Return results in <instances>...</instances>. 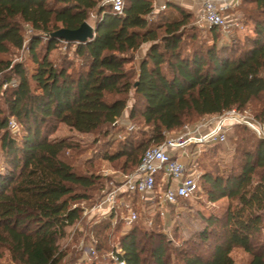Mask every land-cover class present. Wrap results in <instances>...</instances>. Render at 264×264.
I'll use <instances>...</instances> for the list:
<instances>
[{"label":"trees","instance_id":"obj_1","mask_svg":"<svg viewBox=\"0 0 264 264\" xmlns=\"http://www.w3.org/2000/svg\"><path fill=\"white\" fill-rule=\"evenodd\" d=\"M102 1L0 0V131L7 164L0 172V259L8 251L13 264H114L98 256L87 260L81 251L65 262L69 251L60 241L83 220V204L91 207L103 198L111 179L80 172L63 157L73 143L52 137L61 124L119 143L105 158L124 160L127 174L137 168L148 143L161 144L167 132L197 119L245 111L257 100L255 117L264 122V0H243L240 7L251 33L226 37L212 27L210 38L192 24L193 12L175 3L166 8L178 16L155 14L153 0H126L118 15ZM91 14L96 32L90 41L52 35L79 28ZM26 26L32 29L27 43ZM63 44L68 51L54 57ZM145 44L150 45L136 66ZM25 47L34 71L9 56ZM132 91L136 103L129 118L151 128L147 141L131 132L118 139L124 129L115 122ZM11 117L23 129L16 138L8 128ZM227 141L230 149L225 141L203 145H211L213 155L225 147L232 162L227 170L215 162L204 166L196 193L213 203L227 199L223 215L206 217V227L174 249L163 231L142 227L138 218L120 233L127 264H172V251L175 264H235L236 247L250 254L248 264H264V139L234 124Z\"/></svg>","mask_w":264,"mask_h":264},{"label":"rangeland","instance_id":"obj_2","mask_svg":"<svg viewBox=\"0 0 264 264\" xmlns=\"http://www.w3.org/2000/svg\"><path fill=\"white\" fill-rule=\"evenodd\" d=\"M153 1L155 4V0ZM236 1L237 4L235 6H232L228 10V12H230V14H236L239 17L241 26L233 30L219 29L222 35L226 37H230L233 35L243 37L244 34L251 33V24L247 23L244 11L240 8L243 4V0ZM159 12L165 13L167 15H170V13L174 16L179 15V13L175 9L169 7L161 11L155 10V14ZM193 15L194 16L192 24L198 28L200 34L203 37L210 38V34L208 33L210 27L200 26L196 22L197 14L193 12ZM95 20L96 15L91 14L89 23L95 26ZM31 34V27L26 26V43L29 41ZM209 42L212 43L210 39ZM67 51V46L63 44V47L60 50L58 49L56 52H54V57L57 58L58 56H62ZM68 55L72 57V54ZM138 55L139 54L136 55L134 62V65L136 66H139L140 62L142 61L141 54L140 56ZM9 56L13 59L14 62L22 61L26 63L31 71H34L36 68V64L31 59H29V51L26 47L20 50H13V53ZM133 92L134 91H132L130 94L128 106L124 112L125 115L130 114V109L136 103V97ZM259 105V101L256 100L247 107L248 111L254 117L256 115V109L259 107ZM255 118L258 119L257 117ZM209 119H212L211 116H205L204 118L197 119L194 122L198 123L201 120L207 121ZM134 123L135 129L133 130H129L126 127L119 126L124 130L119 134L118 139H124L126 135L131 132L132 135L136 137V139L147 141L146 137H148L151 128L141 122V119L135 120ZM231 131H229V133ZM254 134L256 137H258L256 133ZM2 135L3 132L0 131V172H3L7 166L2 148ZM52 137L57 139L66 138L71 141L73 143V148L67 150L64 153L63 157L67 161L72 163L80 172L95 173L96 175H101V177L103 178H110L111 182H108L106 184V188L108 190L124 182V176L126 174L123 169L124 160L113 162L105 158L107 153L113 152L119 147V143H109V145L107 143L108 139L102 135H99L98 133H81L65 124H61L57 132ZM224 143L227 149L231 148L227 140ZM153 145H156V143H148L144 150L152 147ZM211 147V145L203 146L189 144L185 146L186 153L178 154V158L179 160L187 164L190 171H196L199 175L202 174V169L204 166L206 168H210V165L214 162L217 163L220 167L227 170L232 162L230 152L226 151V148L224 147L218 149L217 153L213 155L211 152L209 153ZM205 149L207 152H203L205 151ZM143 152L140 154L139 161L141 160ZM205 153H208V156H206ZM198 161L201 163V167L199 166ZM162 174L163 171L157 173V180H159ZM164 188L165 185L163 184V181L157 184L154 201H148L141 195H134L128 192L120 193L117 200L118 204L113 210L115 214L112 221L110 219V217H112L110 215L111 212L104 215H102L101 213H91L90 215L83 216V220L79 221L76 226L71 228L69 231V235L65 239L60 241L61 247L67 248L69 251L68 257L66 258L65 262H67V260L72 256L74 251L83 252V250L81 249L83 240H86L88 242L93 238L96 241L99 239L100 243L102 244V251L97 252V256L101 257L103 260L112 261V252L115 251L118 247L120 248V233L130 228V225L126 223V217L131 209L137 211L139 215L138 221L140 222L142 227L155 231H163L164 234L169 239H171L172 248L174 249L175 247H181L184 244V241L191 239L193 236H195L196 233L204 229L207 225L206 217L210 215L222 216L229 205V201L227 199H222L218 202L213 203L207 199L206 195H199L180 202L176 205L164 204V211L166 212V215L162 216L160 214V209L162 207V193ZM86 205L87 204H83V206ZM106 209L107 208H104V210ZM105 223H110V227L104 229ZM96 225H98L97 229L94 227ZM92 228H95V231L97 232L94 233L91 230ZM171 253L173 254L172 264H175L177 263L176 254L174 251H172ZM232 257L235 261V264H248L251 258L250 254L241 247H236L233 249ZM0 262L3 264H13V262H11L10 254L8 251L5 252L3 258L0 259Z\"/></svg>","mask_w":264,"mask_h":264},{"label":"built area","instance_id":"obj_3","mask_svg":"<svg viewBox=\"0 0 264 264\" xmlns=\"http://www.w3.org/2000/svg\"><path fill=\"white\" fill-rule=\"evenodd\" d=\"M102 4L108 6L115 14L123 15L125 12L126 0H103ZM236 4V2H224L218 5L215 0H203L200 10L196 13V22L200 26L218 27L223 30L240 27L239 17L228 12ZM154 6L156 11L164 10L167 1L155 0ZM105 13L106 11L102 13V16ZM12 85L15 83L13 82ZM211 118L207 121L201 120L194 125H185L180 131L174 133L167 132L166 141L148 148L137 168L133 172L125 174L124 182L108 190L96 205L82 206L83 216L91 213L104 215L112 212L116 208L119 194L122 192L139 193L146 200L154 201L157 186L156 175L160 171H163L162 181L166 179L167 182L162 193V207L164 204L176 205L193 198L199 188L200 175L196 171H190L187 164L179 160L178 154L186 153L185 146L189 144L204 145L215 141L224 142L234 124H243L256 133L259 138L264 139V122L256 119L248 110L231 109L220 115H212ZM115 124L129 130L135 129V124L130 120L129 114H123ZM8 128L15 138L23 132L21 124L15 117L10 118ZM104 208L107 209L104 210ZM160 214L166 215L164 209H161ZM138 218L137 211L131 209L126 217V223L131 225ZM81 249L85 258L91 260L97 256V241L94 238L88 242L83 240ZM123 255L124 251L118 247L111 254L113 263L127 264L122 258Z\"/></svg>","mask_w":264,"mask_h":264},{"label":"water","instance_id":"obj_4","mask_svg":"<svg viewBox=\"0 0 264 264\" xmlns=\"http://www.w3.org/2000/svg\"><path fill=\"white\" fill-rule=\"evenodd\" d=\"M96 32V27L85 21L77 29L61 28L52 35L67 42L85 43L90 41Z\"/></svg>","mask_w":264,"mask_h":264},{"label":"crops","instance_id":"obj_5","mask_svg":"<svg viewBox=\"0 0 264 264\" xmlns=\"http://www.w3.org/2000/svg\"><path fill=\"white\" fill-rule=\"evenodd\" d=\"M166 1H167V3L171 2V3H175L177 5H180V6L184 7L185 9H188L191 12H194V13H197L200 10L202 2H203V0H166ZM215 2L218 5H220V4H223L224 2H233L234 3V2H237V1L236 0H215ZM149 45L150 44L143 45L141 47V49L138 51V54H139L138 56H140V54H141L142 59L144 58ZM161 181H162V179L160 180V182ZM163 184L165 186L167 185L166 179H165V181H163ZM161 209H164V207H161Z\"/></svg>","mask_w":264,"mask_h":264}]
</instances>
